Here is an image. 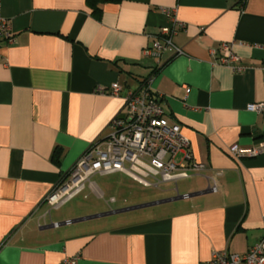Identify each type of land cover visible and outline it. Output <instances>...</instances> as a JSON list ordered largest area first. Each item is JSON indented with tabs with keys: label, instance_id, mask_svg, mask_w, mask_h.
<instances>
[{
	"label": "crops",
	"instance_id": "1",
	"mask_svg": "<svg viewBox=\"0 0 264 264\" xmlns=\"http://www.w3.org/2000/svg\"><path fill=\"white\" fill-rule=\"evenodd\" d=\"M101 8L97 16L86 0H1L14 37L0 57V264L71 256L77 264H203L215 251L244 253L264 235V152L235 159L229 147L264 142V114L249 109L264 101V0H121ZM174 21L184 24L173 36L182 52L145 55ZM222 43H231L239 69L218 63ZM149 80L194 159L207 164L180 195L207 192L152 214L63 224L80 218L72 212L49 223L70 199L55 208L47 195ZM113 83L118 95L96 90ZM114 173L134 180L121 171L99 175Z\"/></svg>",
	"mask_w": 264,
	"mask_h": 264
},
{
	"label": "built area",
	"instance_id": "2",
	"mask_svg": "<svg viewBox=\"0 0 264 264\" xmlns=\"http://www.w3.org/2000/svg\"><path fill=\"white\" fill-rule=\"evenodd\" d=\"M163 11L170 12L169 9ZM179 27H184L179 21L161 27L153 44L145 47L144 54L159 57L169 47L177 53L182 52L173 42ZM13 37L10 21L2 15L0 0V57L2 43L12 42ZM221 49L218 63L239 69L233 65L239 61V57L233 52L231 43H222ZM149 82L128 94L124 108L109 123L108 134L90 144L70 169L68 176L50 191L46 200L51 206L59 207L81 193L86 182L91 184L90 179L96 174L121 171L144 186L159 188L164 182L177 185L178 181L206 170V163L194 159L191 140L182 132L181 125L169 121L160 97ZM96 90L118 95L121 87L113 83L109 90L102 86ZM249 109L264 114V101L251 103ZM262 152L264 142L249 147L237 144L229 147V153L235 159L255 157ZM209 188L217 190L215 179ZM112 200L115 201L114 198ZM77 261V256H71L59 264H77ZM203 264H264V235L244 253L215 251L212 258Z\"/></svg>",
	"mask_w": 264,
	"mask_h": 264
},
{
	"label": "rangeland",
	"instance_id": "3",
	"mask_svg": "<svg viewBox=\"0 0 264 264\" xmlns=\"http://www.w3.org/2000/svg\"><path fill=\"white\" fill-rule=\"evenodd\" d=\"M90 180L95 183V191L88 186L89 182H86L87 187L84 191L70 199V201L60 209L52 211L53 217L49 220V223L66 220L67 217L59 216H65L67 213L73 212L76 216L82 217L122 207L152 202L164 198L163 196L165 194L172 193L174 195H180L183 194L185 188L190 185L193 179L189 178L180 180L177 185L173 182H164L159 188L140 185L123 173L109 175L97 174L91 177ZM175 188H178L179 192L175 191ZM114 197L116 198L115 202L112 200ZM160 207L161 204L138 208L120 214L107 215L87 220L83 223L110 222L130 215L152 214V211L159 212L162 209Z\"/></svg>",
	"mask_w": 264,
	"mask_h": 264
},
{
	"label": "water",
	"instance_id": "4",
	"mask_svg": "<svg viewBox=\"0 0 264 264\" xmlns=\"http://www.w3.org/2000/svg\"><path fill=\"white\" fill-rule=\"evenodd\" d=\"M201 192H207V191H198V192H195V193H189V194H184V195H176V196H173V197H169V198H165V199H159V200H155V201L148 202V203H142V204H138V205L127 206V207L120 208V209H117V210H110V211L99 213V214L87 215V216H84V217L73 219L71 221L63 222V224L73 223V222H76V221H82V220H87V219H93V218L107 216V215H111V214H115V213H121V212L131 211V210L138 209V208H144V207H148V206H152V205L162 204V203H166V202L177 200V199H183V198H186V197H192L194 195L200 194ZM53 226H54V224H53Z\"/></svg>",
	"mask_w": 264,
	"mask_h": 264
},
{
	"label": "trees",
	"instance_id": "5",
	"mask_svg": "<svg viewBox=\"0 0 264 264\" xmlns=\"http://www.w3.org/2000/svg\"><path fill=\"white\" fill-rule=\"evenodd\" d=\"M121 0H86L87 2V5L92 9V13L94 15H100L101 11H102V8H101V4L105 3V2H119ZM62 155V151L59 150V149H56L54 151V155H53V158L56 160V161H59L60 157ZM70 171V170H69ZM69 171L64 173L61 177V179L58 181L57 184L61 183V181L63 179H65L68 174H69Z\"/></svg>",
	"mask_w": 264,
	"mask_h": 264
}]
</instances>
